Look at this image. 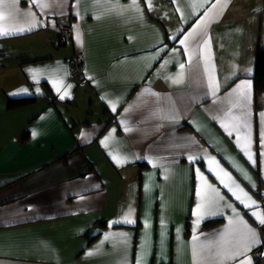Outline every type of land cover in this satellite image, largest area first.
Returning <instances> with one entry per match:
<instances>
[{
	"label": "crops",
	"instance_id": "1",
	"mask_svg": "<svg viewBox=\"0 0 264 264\" xmlns=\"http://www.w3.org/2000/svg\"><path fill=\"white\" fill-rule=\"evenodd\" d=\"M150 3L19 0L0 20V29L39 22L0 36V264H221L197 251L229 239V204L264 239L250 215H264V97L251 79L264 0ZM11 5L3 0L0 11ZM242 81L246 98L233 91ZM21 97L34 100L7 108ZM217 192L216 214L195 225L197 203Z\"/></svg>",
	"mask_w": 264,
	"mask_h": 264
},
{
	"label": "snow or ice",
	"instance_id": "2",
	"mask_svg": "<svg viewBox=\"0 0 264 264\" xmlns=\"http://www.w3.org/2000/svg\"><path fill=\"white\" fill-rule=\"evenodd\" d=\"M137 0H132L133 5H136ZM19 3V0H13V5L9 6V9L7 13L5 11H0V20H3L7 17H11L17 9H15V4ZM30 4H36V0H29ZM148 7L151 9V3L150 0H147ZM3 4V0H0V5ZM38 7H48L47 3H41L37 5ZM29 16L32 17L33 21H35V14L34 13H28ZM207 15V12L205 13ZM202 19V18H201ZM38 21L30 23L29 27L27 29L25 28H16V29H0V36H9L14 35L17 32H24V31H31L34 27L37 26ZM199 23V21H198ZM186 40H180L181 45H185ZM210 43V38L203 40V47H207ZM191 62V61H189ZM184 64L180 65V69H184ZM205 71H207V64L205 65ZM182 75V73H181ZM35 79V77H33ZM174 83H180L181 81L179 79H176L173 81ZM62 83V82H60ZM246 81H242L241 85L237 86V89H234L233 91L239 90L240 96L242 98L247 97V92L245 91V88L247 87ZM55 86V83H54ZM207 87L211 91V95L215 96L217 92L220 90V84L215 80V78L211 75L208 76L207 80ZM71 85H67V88L65 92L60 96V99H64L66 96L69 95V92L67 89H70ZM55 90L57 93L60 92V87L56 86ZM147 91V90H146ZM116 104H112V110L115 111ZM231 111V108H229V112ZM223 127H227V125H222ZM238 128V125L236 126ZM245 128H247V125L245 124ZM130 129L125 128V131H129ZM83 136L84 134L81 133ZM229 136L232 135V132L228 133ZM107 139V138H106ZM245 140L250 143V139L248 136H245ZM239 137H237V143H239ZM102 144L105 143V141H101ZM261 143L264 145V133L261 134ZM248 145L246 144L244 148L246 149ZM245 154L247 155V159L251 161L253 164H255V160H253V156L250 153V151H245ZM264 155V153H262ZM115 159V157H114ZM190 161H193L197 159L196 157H188ZM124 162H127V159L124 160ZM215 162L214 158H212L209 161V164ZM210 171H214L211 167L209 168ZM197 173L200 172L199 169H196ZM225 176L229 175L228 173H224ZM202 176V174H201ZM221 183L223 184L224 181L221 180ZM228 188L229 192H232V195L235 196L236 200L240 201L241 204L244 205L245 208H251L252 206H256V201L251 200V197H248L249 200H251V204L246 203L244 200L241 199L239 195H236V192L233 191L231 187H229L227 184L224 185ZM255 186V185H253ZM241 192H243V189H240ZM197 196H200V191L197 190ZM245 196H247V193H244ZM224 197L219 196L218 192L214 197H201V202L197 203L196 210L193 213L197 219L195 220V225H199L201 220L204 219L208 215H215L216 212L213 211V209L217 206L219 200H223ZM227 207L232 208V211L234 213L233 217H229V227H228V237L229 239H225L224 235H221L220 241H208L207 243L203 244L201 246V249L197 251V255H200V251L207 250L208 254L212 256L214 259H217L218 261L223 264L224 261H236L237 264H252V256L249 255L254 249H258L261 247H264V239L261 238L260 234L257 232V230L253 227H251L246 221L243 220V218L237 213V210L235 207H233L231 204L227 205ZM251 217L253 218L254 222L258 223L260 226L264 227V215H260L257 212H251ZM125 223H134L135 221L130 220L127 218V216L124 219ZM107 239V235H106ZM193 240H199V236L194 235ZM89 255L93 254V252H89ZM257 255H264V252H257ZM137 264H140L138 261Z\"/></svg>",
	"mask_w": 264,
	"mask_h": 264
},
{
	"label": "trees",
	"instance_id": "3",
	"mask_svg": "<svg viewBox=\"0 0 264 264\" xmlns=\"http://www.w3.org/2000/svg\"><path fill=\"white\" fill-rule=\"evenodd\" d=\"M3 50L4 47L0 46V62L4 60ZM251 77L255 98L264 97V48H257L255 53L254 72ZM33 100V97L12 98L7 101V108L11 110L18 109ZM28 135V130H23L20 134L21 141L24 142L28 138ZM142 165L143 164L140 163V166ZM219 221L220 219L205 222L204 227H211L219 223Z\"/></svg>",
	"mask_w": 264,
	"mask_h": 264
},
{
	"label": "built area",
	"instance_id": "4",
	"mask_svg": "<svg viewBox=\"0 0 264 264\" xmlns=\"http://www.w3.org/2000/svg\"><path fill=\"white\" fill-rule=\"evenodd\" d=\"M69 34V29L68 28H64L63 30V35H67ZM81 64H82V57L81 55H77L75 56L74 60H73V64H72V69L75 73H79L81 71ZM264 252V247L258 248V249H254L252 251L253 257L255 260H260L262 258V256L264 255H257V252Z\"/></svg>",
	"mask_w": 264,
	"mask_h": 264
},
{
	"label": "rangeland",
	"instance_id": "5",
	"mask_svg": "<svg viewBox=\"0 0 264 264\" xmlns=\"http://www.w3.org/2000/svg\"><path fill=\"white\" fill-rule=\"evenodd\" d=\"M56 44H57V42H56ZM264 257H262V259H263ZM262 264H264V260L262 261Z\"/></svg>",
	"mask_w": 264,
	"mask_h": 264
}]
</instances>
